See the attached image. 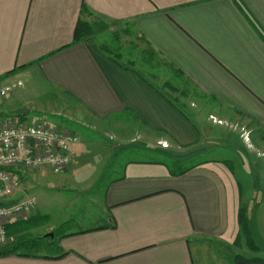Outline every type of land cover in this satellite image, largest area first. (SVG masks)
<instances>
[{
	"label": "crops",
	"instance_id": "obj_1",
	"mask_svg": "<svg viewBox=\"0 0 264 264\" xmlns=\"http://www.w3.org/2000/svg\"><path fill=\"white\" fill-rule=\"evenodd\" d=\"M93 17L133 26L179 82L264 134V0H0V86L24 84L0 101V118L28 109L36 123L71 122L74 164L95 136L100 149L150 155L119 162L85 227L0 264H234L240 208L261 233L259 253L238 255L264 261L261 168L252 175L207 146L209 117L224 113L181 103L168 79L73 44Z\"/></svg>",
	"mask_w": 264,
	"mask_h": 264
},
{
	"label": "rangeland",
	"instance_id": "obj_2",
	"mask_svg": "<svg viewBox=\"0 0 264 264\" xmlns=\"http://www.w3.org/2000/svg\"><path fill=\"white\" fill-rule=\"evenodd\" d=\"M82 24H85L82 28L86 33L83 40L96 48L98 52L136 68L144 76L149 77L155 74L158 80L161 77L168 79L170 84L178 90L179 102L188 104L194 101L205 112L209 109L213 111L216 108L220 109V112L224 113L223 117H209L214 128L212 127V135L206 143L208 147H222L223 149L219 148L212 154L211 158L232 159L240 167H251L252 175H257L255 168L260 167L261 189H263L262 193L264 194V134L261 131L256 130L254 126L243 119L237 120L230 117V119H226L228 114L225 113L224 109L214 104L212 100L200 96L186 84L179 82L171 69L169 70L167 65L150 49L143 37L130 24L107 23L95 17L89 21H83ZM35 115L31 113L25 117V120L34 122L37 118L31 116ZM62 122L65 124L64 126L68 124L69 126L66 127L73 130L70 126L71 122L66 121V119H63ZM87 143L91 149L88 155H84L79 164H74L71 160L70 167L64 173L57 175L30 173L22 182L21 189L35 199L36 207L28 215L18 217L15 222L25 221L35 216L44 217L41 221L42 225L29 232L31 237H44L54 234L62 224L68 221H71L72 224L70 229H65V233L85 227L82 220L84 212H97L94 210L99 201L96 194L100 189L107 186L110 176H112L110 172L119 168L117 167L120 165L119 162L129 159L145 160L147 157L150 158V155L143 152L100 149L96 136L87 140ZM209 157V155L204 154L201 158L193 159V162ZM85 159L88 161L86 160L84 163ZM259 232L261 233V230L257 224L252 226L251 234L254 242L253 236H258ZM45 239L44 245L46 246L50 243V238ZM259 240L261 241L260 238ZM242 241L237 245L234 243V257L239 256L238 253H246V249H248L246 240L243 239ZM242 243L244 244L243 250H237ZM255 244L257 245L256 242ZM44 253H47L46 249ZM253 253H259V251H251V254Z\"/></svg>",
	"mask_w": 264,
	"mask_h": 264
},
{
	"label": "built area",
	"instance_id": "obj_3",
	"mask_svg": "<svg viewBox=\"0 0 264 264\" xmlns=\"http://www.w3.org/2000/svg\"><path fill=\"white\" fill-rule=\"evenodd\" d=\"M23 86L21 81L0 86V101ZM78 140L77 133L68 127L29 122L16 115L0 118V247L9 243L7 226L36 207L35 199L21 189L22 182L30 173H64L71 165L70 150ZM20 193L23 198L13 201Z\"/></svg>",
	"mask_w": 264,
	"mask_h": 264
},
{
	"label": "trees",
	"instance_id": "obj_4",
	"mask_svg": "<svg viewBox=\"0 0 264 264\" xmlns=\"http://www.w3.org/2000/svg\"><path fill=\"white\" fill-rule=\"evenodd\" d=\"M82 12H87L85 7L82 8ZM85 24L79 23L77 29L75 30V37L73 44H76L84 39L86 33L84 32ZM12 74L9 73V75ZM24 117V115H20ZM44 217L35 216L25 221L15 222L9 226H7V237L11 239V241L0 247V257H8V256H22V257H33L37 254L41 253L43 245L45 244V237H31L29 232L37 229L42 225ZM238 225H239V234L235 241V245L239 244L242 239L246 240L247 247L253 251L258 252L259 247L255 244L250 226L249 220L244 208H240L238 212ZM66 225L60 227L56 233H54V237L61 236L65 233ZM55 241V239L50 238V246ZM234 264H264V261L261 259H246L242 256H235L233 258Z\"/></svg>",
	"mask_w": 264,
	"mask_h": 264
},
{
	"label": "water",
	"instance_id": "obj_5",
	"mask_svg": "<svg viewBox=\"0 0 264 264\" xmlns=\"http://www.w3.org/2000/svg\"><path fill=\"white\" fill-rule=\"evenodd\" d=\"M30 113V111L28 109H23V110H19L16 112V115H28ZM24 196L23 193H20L18 196H16L15 198H13V201H19L20 199H22ZM45 238H51L54 239V234H49V235H45Z\"/></svg>",
	"mask_w": 264,
	"mask_h": 264
}]
</instances>
